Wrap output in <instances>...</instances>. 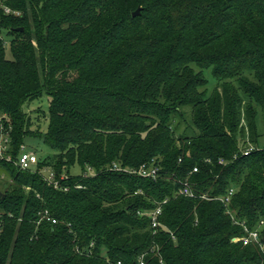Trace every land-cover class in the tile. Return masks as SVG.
I'll use <instances>...</instances> for the list:
<instances>
[{"label": "trees", "instance_id": "1", "mask_svg": "<svg viewBox=\"0 0 264 264\" xmlns=\"http://www.w3.org/2000/svg\"><path fill=\"white\" fill-rule=\"evenodd\" d=\"M194 65L218 80L207 96ZM44 95L32 134L23 107ZM258 109L264 126V0H0L6 155L28 137L53 151L36 171L0 159V264H264V148L233 159L257 145ZM151 162L156 179L133 173Z\"/></svg>", "mask_w": 264, "mask_h": 264}, {"label": "built area", "instance_id": "2", "mask_svg": "<svg viewBox=\"0 0 264 264\" xmlns=\"http://www.w3.org/2000/svg\"><path fill=\"white\" fill-rule=\"evenodd\" d=\"M5 12L7 14H17L19 15L18 12L12 11L10 8L5 7ZM5 128L0 127V159L7 160L8 162H13L15 165L19 166L23 170H30L33 169L36 171L40 159L37 156L36 153L27 150L24 146L22 147V152L20 153L19 157L17 159H13L10 155H6V151L8 150L9 142H10V136L8 132H4ZM263 146L260 145H248L246 147H240V150L238 153H236L233 157V159H237L241 156H247L251 154L254 150L258 149H263ZM220 163H225V160H221ZM113 170H123L119 165H114ZM160 172V167L155 164V162L143 164L137 171L133 172L139 175L140 177L147 178V179H156L159 175ZM194 172H198V168H194ZM41 174L44 175V179L47 182L48 185L53 186L54 188L58 189L61 188V183L60 180L57 178V175L54 170L49 169L42 171ZM97 172L92 169L91 167H87L86 170L83 173L84 177H93L96 176ZM69 176L67 174H62L61 180H68ZM77 188H81V186H77ZM65 190H68L67 187L64 188ZM236 190L234 188H231L227 195L218 198L219 200L229 203L231 200V197L235 194ZM179 195H183L186 197H191L194 198L196 197L194 191L192 190V184L187 180L181 183V188L178 192ZM206 198V196H204ZM168 200L163 201L162 204L167 203ZM162 213V207L159 206L155 211L147 213L149 216L152 218V225L153 227H157L159 225L158 221V216L161 215ZM146 215V214H142ZM44 219H47L48 221H52L53 223H57L56 219L52 218L49 214L48 211L44 213ZM260 225H264V220L260 222ZM1 232V228H0ZM233 242H239L243 241L245 244L250 243L251 241L255 242H260V235L258 231H251L249 232V236H244V237H235L232 239ZM118 264H122L121 262H118ZM139 264H145L144 262V255L140 257L139 259Z\"/></svg>", "mask_w": 264, "mask_h": 264}, {"label": "rangeland", "instance_id": "3", "mask_svg": "<svg viewBox=\"0 0 264 264\" xmlns=\"http://www.w3.org/2000/svg\"><path fill=\"white\" fill-rule=\"evenodd\" d=\"M9 52V51H8ZM10 56V53H8ZM194 69L197 73L201 74V77L205 80H207L208 84L206 87L202 88L200 90L203 95H209L218 85V80L213 76L212 69H201L198 66L194 65ZM49 101L50 97L47 95H44L43 97L34 100L28 104H26L23 107L24 113L28 114V116L31 117V124H30V131L33 133H44L47 131L48 127V113H49ZM185 118L178 120V124L180 125V132L182 133L188 127L191 125V111L189 108H185ZM26 116V117H28ZM4 118L3 116H0V121H2ZM257 126H258V132L261 135L259 137V141L257 145L263 146L264 145V126H263V114L260 109H258V116H257ZM7 121V120H6ZM4 120L0 123V127H3ZM8 123V121H7ZM10 125V123H8ZM193 128V127H192ZM24 146H26L27 150L32 151L37 154V156L44 160V158L51 156L53 154V151L47 147L44 143V141L41 138L38 137H28L24 143ZM71 173L73 176H81L84 173V170L81 169L79 165H76L72 168ZM1 178V177H0ZM6 181L7 179H0V187L1 182ZM2 188V187H1Z\"/></svg>", "mask_w": 264, "mask_h": 264}, {"label": "water", "instance_id": "4", "mask_svg": "<svg viewBox=\"0 0 264 264\" xmlns=\"http://www.w3.org/2000/svg\"><path fill=\"white\" fill-rule=\"evenodd\" d=\"M140 12H141V9L139 8L135 13H134V16H137V15H139L140 14Z\"/></svg>", "mask_w": 264, "mask_h": 264}]
</instances>
